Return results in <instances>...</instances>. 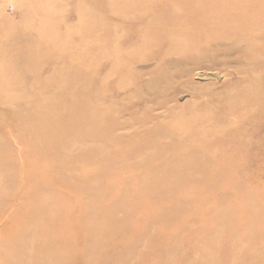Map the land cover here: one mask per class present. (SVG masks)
I'll list each match as a JSON object with an SVG mask.
<instances>
[{
	"label": "rangeland",
	"instance_id": "1",
	"mask_svg": "<svg viewBox=\"0 0 264 264\" xmlns=\"http://www.w3.org/2000/svg\"><path fill=\"white\" fill-rule=\"evenodd\" d=\"M0 264H264V0H0Z\"/></svg>",
	"mask_w": 264,
	"mask_h": 264
},
{
	"label": "bare ground",
	"instance_id": "2",
	"mask_svg": "<svg viewBox=\"0 0 264 264\" xmlns=\"http://www.w3.org/2000/svg\"><path fill=\"white\" fill-rule=\"evenodd\" d=\"M190 48H194L195 45L194 44H189L188 45ZM187 48V47H186ZM180 53H182V57L180 59L177 60L178 65H182V64H191L196 60V57L194 55H191L187 52V50L185 51L180 50ZM199 73V72H198ZM207 74V73H206ZM209 74V73H208ZM212 75V74H211ZM207 76V75H206ZM231 109H233V107H230ZM85 156V155H84Z\"/></svg>",
	"mask_w": 264,
	"mask_h": 264
}]
</instances>
